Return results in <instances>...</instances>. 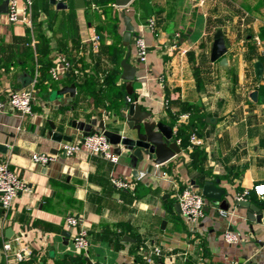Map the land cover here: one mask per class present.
Here are the masks:
<instances>
[{
	"label": "crops",
	"instance_id": "1",
	"mask_svg": "<svg viewBox=\"0 0 264 264\" xmlns=\"http://www.w3.org/2000/svg\"><path fill=\"white\" fill-rule=\"evenodd\" d=\"M30 1L18 4L32 27L11 22L8 12H0V161L28 185L9 210H0V264H264V216L252 218L253 211L234 200L236 192L264 183V71L262 78L256 74L257 63L264 64V0H132L126 7L112 3L110 12L100 4L111 0H86L84 8L65 0V9L52 0ZM153 4L167 9L154 29L149 27ZM122 11L131 17L136 37L148 45L146 62L138 63L132 38L128 61L139 69L130 102L137 98L153 119L172 126L177 141L182 140L178 126L190 123L189 135L202 140L194 146L206 158L194 165V146L180 143L181 152L164 164L146 155L135 163L119 155L114 163L86 149L61 154L46 166L36 164L34 153L52 152L60 144L49 136V120L63 126L66 134L76 133L73 141L83 139L69 126L73 120L94 127L104 120L107 129L121 130L127 82L121 76L116 81L126 87L117 105L105 76L115 66L114 36L122 38L121 61L127 53ZM218 29L225 36L226 64L211 60ZM95 33L101 36L98 50L91 46ZM39 34L46 37L53 62L43 76L41 70L48 64L37 51ZM189 52L200 68V84ZM62 57L70 69L56 80L50 68ZM26 75L33 78L35 99L32 112L21 117L9 98L13 90L26 88ZM71 84L76 85L74 97L52 95ZM140 172L145 176L139 178ZM113 178L131 186L118 188ZM208 180L226 190L222 200L228 209L205 197V216L199 231L192 232L177 197L188 186L202 192ZM248 201L260 209L254 213L264 214V201L256 194ZM69 215L78 216L89 230L87 254L73 246L75 229L66 223ZM226 231L244 241L228 243ZM17 237L32 251L21 262L3 248L5 241Z\"/></svg>",
	"mask_w": 264,
	"mask_h": 264
},
{
	"label": "built area",
	"instance_id": "2",
	"mask_svg": "<svg viewBox=\"0 0 264 264\" xmlns=\"http://www.w3.org/2000/svg\"><path fill=\"white\" fill-rule=\"evenodd\" d=\"M56 2H64L65 0H55ZM205 0H200V3H204ZM28 5H31V1L28 0ZM8 17L11 22L23 21L33 26L32 20L25 14L21 15L19 12L18 0H9L8 4ZM149 27L154 29L155 20L151 18L149 20ZM101 36L95 33L91 39V46L94 50L99 49ZM136 47L138 50V56L141 62H146L148 55V45L142 37H136ZM70 69V62L64 57L60 59V62L50 68V74L54 79H59L62 72ZM35 99V92L31 88H23L13 90L10 94L9 104L21 117L32 112V105ZM180 145L181 140L177 141ZM190 146L201 145L200 140L195 134L190 136ZM86 149L93 154H99L104 156L111 162H118L119 155L114 152V145L109 141L104 132H96L85 137V140L78 141H62L57 147V152H44L34 153L32 160L42 166L56 161L61 154L66 156H72L75 153ZM146 172H140L139 178L144 177ZM113 183L118 188H129L131 183L121 178H113ZM28 190V185L22 179L19 178L4 161H0V210L7 211L11 208L14 198L20 191ZM252 193L256 194L261 200L264 201V183H256L251 188H245L236 192L234 199L237 202L247 201L251 197ZM181 210V215L187 222L192 232H198V223L205 216L206 198L199 190L194 189L193 186H188L177 197ZM221 215L225 216L226 212L221 210ZM68 227L74 228L75 232L72 234V243L74 248L78 252L87 254L90 248L89 230L76 215H69L66 218ZM225 240L230 244H238L244 241V238L233 232L226 231L224 233ZM22 241L19 237L10 239L4 242L3 248L9 254L14 257L15 260L21 262L31 255V247L28 244L21 245ZM21 246V247H19ZM156 252H160L156 249ZM11 254V255H10Z\"/></svg>",
	"mask_w": 264,
	"mask_h": 264
},
{
	"label": "water",
	"instance_id": "3",
	"mask_svg": "<svg viewBox=\"0 0 264 264\" xmlns=\"http://www.w3.org/2000/svg\"><path fill=\"white\" fill-rule=\"evenodd\" d=\"M52 1L55 2V0ZM75 1L76 7L78 8H84L86 6V0ZM131 2L132 0H115V4L118 7H126ZM8 4L9 0H5L4 3L0 6V12H8ZM67 7V4L64 2L57 3L58 9H65ZM122 17L126 27V31L123 35V45L127 48V53L120 64L122 68L121 78L127 82V96L125 105L120 111L121 117L123 118V123L122 125L118 124L122 128L118 131L107 129L104 120L100 121L98 127H94L92 122H89L88 124H86L85 122L78 124L76 120L70 122L69 126L81 132L83 136L82 141H84L85 137L90 134L100 131L104 132L109 141L114 145V152L118 155L130 156L133 163L137 162L138 160H142L146 155L152 162L157 164H164L165 162L169 161L177 154H179L181 152V147L177 142L172 126L153 119L150 112L142 110L137 98L133 102H130V95L134 93L132 83L137 79L136 73L139 68L138 66L130 63L128 60L132 53V38L136 37L137 34L135 32V27L131 22V17L125 14V11H122ZM226 52L227 45L225 42L224 32L222 29H218L215 33L211 49V60H220L221 64H226L227 60L224 56ZM137 62H141V59L138 58ZM263 71L264 64L262 62H258L256 65V74L258 78H262ZM24 78H26V80L24 81V86L31 89L33 78L28 77L27 75ZM52 95L54 97H74L76 95V85L71 84L69 86H64L63 88L54 91ZM252 97L256 99L258 97V91L253 92ZM118 122V120H115L116 124ZM49 126L51 128V130L49 131V136L55 142L73 141L77 137L76 133L66 134L65 128L58 125L54 121L49 120ZM98 128L100 129L99 131ZM123 148L126 149L127 152H123ZM57 151L58 150L56 148L52 150V152L54 153H56ZM202 194L206 198L213 200L216 204H219L222 209H228L227 202L225 200H222L223 195L226 194V190L217 187L213 181L208 180L205 182L202 188ZM235 203L241 207L245 206L247 208H250L253 211L252 213L254 214L252 218L261 220L262 216H264L263 213H254L259 211L260 209L251 205L250 201L248 200L240 202H237L235 200ZM178 211L180 210L178 209Z\"/></svg>",
	"mask_w": 264,
	"mask_h": 264
},
{
	"label": "trees",
	"instance_id": "4",
	"mask_svg": "<svg viewBox=\"0 0 264 264\" xmlns=\"http://www.w3.org/2000/svg\"><path fill=\"white\" fill-rule=\"evenodd\" d=\"M112 3H115V0H111L109 2H103L100 4V7L105 8L106 12H110L109 9L111 8L110 6L112 5ZM166 10H167L166 8L160 7L155 4H153V6L151 7L149 16H152L151 18L155 20L156 27L160 25V22L162 19L161 16ZM115 15L120 16V11L115 10ZM98 29L102 30L100 26H98ZM261 35L264 36V29L262 30ZM38 37H39V43L37 45V51L39 55L45 57L46 62L48 64V69L41 70V74L43 76V75H47L49 71V67L51 66L53 62L50 61L48 58L50 51H49V44H48L46 37L43 34H39ZM123 53H124V47L122 46L121 36H114L113 55H114L115 66L105 76V85L106 87H109L114 90L113 95H116L115 97L116 99L114 100V103L117 105H121V103L117 100V98L119 99L122 98L123 94L126 93V89H125L126 87L124 86L118 87L116 85V81L119 79V77L121 76V72H122L120 61L123 56ZM189 60L193 66V72H194L196 81L198 84H200L201 72H200V68L196 63L195 57L192 52H189ZM76 77L77 76L72 75L73 80L76 79ZM190 131H193L192 125H190V123H181L178 126L177 134L179 137L182 138L181 145H183L184 147H188V145H190V136H191L189 135ZM190 156L193 159L194 165H197L199 162H203L204 159L206 158L204 151L201 150L198 146H194V150L190 152Z\"/></svg>",
	"mask_w": 264,
	"mask_h": 264
}]
</instances>
